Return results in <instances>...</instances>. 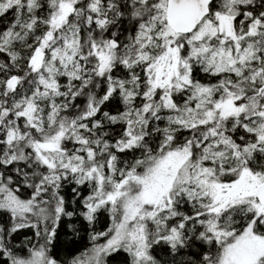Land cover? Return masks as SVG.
Returning <instances> with one entry per match:
<instances>
[{
  "label": "snow or ice",
  "instance_id": "obj_1",
  "mask_svg": "<svg viewBox=\"0 0 264 264\" xmlns=\"http://www.w3.org/2000/svg\"><path fill=\"white\" fill-rule=\"evenodd\" d=\"M0 264H264V0H0Z\"/></svg>",
  "mask_w": 264,
  "mask_h": 264
}]
</instances>
